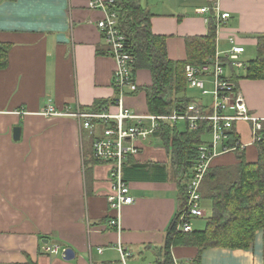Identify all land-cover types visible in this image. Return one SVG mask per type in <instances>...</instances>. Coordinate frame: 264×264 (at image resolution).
Masks as SVG:
<instances>
[{
	"label": "crops",
	"instance_id": "crops-1",
	"mask_svg": "<svg viewBox=\"0 0 264 264\" xmlns=\"http://www.w3.org/2000/svg\"><path fill=\"white\" fill-rule=\"evenodd\" d=\"M88 1L0 0V264H164L168 234L184 208V182L171 145L156 134L160 147L139 143L123 170L133 202L122 208L119 230L108 228L113 216L107 203L108 168L91 159L92 137L76 119L41 115L47 105L58 112H89L116 95L115 62L96 27L104 14L89 9ZM198 1L188 8L180 3L189 0H173L155 13L143 7L152 15L151 33L165 38L168 59H187L185 40L208 34L212 11L202 15L198 10L217 4L229 18L215 26V52L228 51V38L234 36L244 47L242 62L248 66L255 60L258 38L264 35V0ZM245 73L227 66L224 75L236 84L249 114L263 119L264 79H249ZM133 75L138 90L125 95V108L139 116L154 115L148 109L151 73L133 67ZM204 79L211 91V77ZM208 96L210 104L184 96L187 102L172 110L193 102L209 107L213 98ZM165 126L180 133L188 129L185 122ZM16 127L18 141L13 140ZM231 131L246 162H256L259 149L251 124L237 122ZM207 134L202 125L200 144L209 142L204 141ZM237 163L233 151L215 158L211 168ZM134 165L141 168L132 169ZM202 200L212 216L211 201ZM203 219L192 221L193 230ZM47 247L71 249L74 259L64 261ZM169 254L172 264H264V229L247 249L208 247L198 260L197 247L178 245Z\"/></svg>",
	"mask_w": 264,
	"mask_h": 264
},
{
	"label": "built area",
	"instance_id": "built-area-1",
	"mask_svg": "<svg viewBox=\"0 0 264 264\" xmlns=\"http://www.w3.org/2000/svg\"><path fill=\"white\" fill-rule=\"evenodd\" d=\"M88 8L101 10L104 14L103 19L96 23V27L108 48L109 56L115 62L112 87L116 95L111 103L98 111L83 113L64 109L58 112L51 105H47L41 115L76 119L82 130L92 137L91 158L108 168L110 192L107 203L113 216L108 219L107 226L116 230H119L122 208L133 202L129 185L123 177V170L128 157L138 153L139 143H156L157 130L161 124L168 122H185L190 133L199 132L204 125L205 133L211 136V140L195 147L196 158L183 178L185 205L177 216L175 226L176 231L190 233L193 231L192 221L205 217L201 207V185L205 174L215 158L240 147L237 142L233 146L229 144L233 125L237 122L250 123L253 143L260 141L259 133L263 129L264 118L249 114L236 84L224 75L227 66L231 69H246V64L239 58L244 53V47L237 44L234 36H230L228 42L231 47L228 51L216 50L204 63L185 66L187 87L198 91L202 97L211 95V106L205 107L201 103L193 102L187 108H176L171 114L139 116L130 112L124 105L125 95L136 93L138 85L133 75L134 56L128 47V39L119 26V14L114 0H89ZM210 11L215 16L217 29L229 18L228 13L221 14L217 4L201 8L198 13L204 15ZM207 75L211 77V91L205 89L204 77ZM112 109L115 111L112 112ZM46 251L50 254H62L63 250L47 247ZM124 257L125 254L122 253V258Z\"/></svg>",
	"mask_w": 264,
	"mask_h": 264
},
{
	"label": "trees",
	"instance_id": "trees-1",
	"mask_svg": "<svg viewBox=\"0 0 264 264\" xmlns=\"http://www.w3.org/2000/svg\"><path fill=\"white\" fill-rule=\"evenodd\" d=\"M119 14V26L128 39V47L134 56V68L148 70L153 78L150 89L148 109L154 115L172 113L176 104L187 102L182 98H166L169 93L178 95L187 88L185 66L187 64L200 65L215 53L216 21L215 16L208 19V34L202 38H187L185 49L187 59L171 61L167 57L165 38L155 36L150 30L151 14L140 4L139 0H114ZM256 59L248 64L245 77L249 79H264V35L258 38ZM176 91V92H175ZM106 103H97L92 111H98ZM187 129L180 133L177 129L159 127L156 134L162 142L171 145L174 162L179 170V178L184 175L196 158L193 144L201 143L198 134ZM259 157L254 163H247L243 152L236 150L238 163L230 167H215L208 170L201 185V195L209 199L212 204V216L208 219L206 228L201 231L193 230L182 233L170 229L167 238V256L164 264H172L169 249L172 246L186 245L201 251L208 247L224 246L236 249L250 247L255 233L264 229V127L259 133ZM229 144L234 145L236 137L230 134ZM92 159V158H91ZM128 157L124 169L129 165ZM133 159V158H132ZM93 160V159H92ZM95 162V161H94ZM97 163V162H96ZM132 169H140L134 165ZM162 173V172H161ZM124 174V173H123ZM125 179V177H124ZM181 195L185 199L184 188L180 187ZM227 241L228 245L218 243Z\"/></svg>",
	"mask_w": 264,
	"mask_h": 264
},
{
	"label": "rangeland",
	"instance_id": "rangeland-1",
	"mask_svg": "<svg viewBox=\"0 0 264 264\" xmlns=\"http://www.w3.org/2000/svg\"><path fill=\"white\" fill-rule=\"evenodd\" d=\"M141 3H142L141 4L142 7H144V8L147 7L151 12L155 13L158 9H160L164 5H167L168 3H172L173 4V0H141ZM197 3H200V2L198 0H189V3H180V4L185 5V6H187L189 8L190 5L194 6V4H197ZM247 53H248V51H247ZM246 56L248 57V55H246ZM240 61L242 62L243 60L240 59ZM207 89H208V87H206V90ZM184 96L186 98H188V99L202 100L204 103H207V104L211 103V98L209 96L202 97L198 91H196L194 89H190L188 87L186 88L185 94L184 93H180V94L175 96L174 92H173L171 94L169 93L165 97L168 99L170 97L171 98H175V97L176 98H182ZM204 138H205L204 141H208V140L210 141L211 140V136L209 134H207V136H205ZM153 144H156L158 147H160L159 143H154L153 142ZM202 203H203L202 204V210L205 211L206 215L204 217L205 219L199 220L198 221L199 224H197V225L195 224L194 225V230L195 231L202 230L204 228L206 220H208L211 217V208H210L208 202L202 200ZM193 222L191 224H193Z\"/></svg>",
	"mask_w": 264,
	"mask_h": 264
},
{
	"label": "water",
	"instance_id": "water-1",
	"mask_svg": "<svg viewBox=\"0 0 264 264\" xmlns=\"http://www.w3.org/2000/svg\"><path fill=\"white\" fill-rule=\"evenodd\" d=\"M20 139V128L13 129V140L18 141ZM166 254V252H165ZM74 252L71 249H65L62 251V259L64 261H71L74 259Z\"/></svg>",
	"mask_w": 264,
	"mask_h": 264
}]
</instances>
